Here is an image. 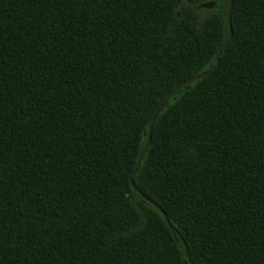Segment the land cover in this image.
<instances>
[{"label":"trees","instance_id":"obj_1","mask_svg":"<svg viewBox=\"0 0 264 264\" xmlns=\"http://www.w3.org/2000/svg\"><path fill=\"white\" fill-rule=\"evenodd\" d=\"M196 1V0H190ZM0 0V264H264V0Z\"/></svg>","mask_w":264,"mask_h":264},{"label":"water","instance_id":"obj_2","mask_svg":"<svg viewBox=\"0 0 264 264\" xmlns=\"http://www.w3.org/2000/svg\"><path fill=\"white\" fill-rule=\"evenodd\" d=\"M185 3L189 6H199L201 8H204V9H211L213 7V3L211 2H205L206 0H196V1H190V0H184ZM232 2L233 0H228V6H227V25H228V34L226 36V38L224 39V41L218 46L217 50H216V53H215V63L214 65L212 66V68L202 74H199L195 77H192V78H189L187 79L186 81H183V82H180L179 84H177L176 86H174L170 91H168L166 94H164L162 96V98L160 99L158 105L156 106L153 114H152V117L150 119V122L148 124V128H147V132H146V142L144 144V146L142 147L137 159H136V163L134 165V168L132 170V172L130 173L129 175V182H130V185L131 187L137 192V194L143 199L145 200L146 202H148L149 204H151L155 209H157L163 216V219H164V222L166 224V226L168 227V229L170 230L171 233L175 234L176 237H178L181 241H182V238L180 236V234L170 225V223L168 222V219L166 217V215L164 214V212L161 210L160 207H158L154 202H152L151 200H149L146 196H144L135 186V184L133 183V175L135 174V172L137 171L138 167H139V164L141 162V159L144 155V153L146 152L148 146H149V143H150V138H151V131H152V126H153V122L157 116V114L159 113L162 105L164 104V102L167 100L168 97H170L175 91H177L178 89H180L181 87L189 84V83H192L194 81H197L199 79H202L204 77H206L207 75L211 74L214 70H216L219 66V56H220V53L223 49V47L228 43L230 37H231V26H230V15H231V10H232ZM183 243V246H184V251H185V256H186V260L188 262V264H192L191 260H190V257L187 253V250H186V246L184 244V242L182 241Z\"/></svg>","mask_w":264,"mask_h":264}]
</instances>
